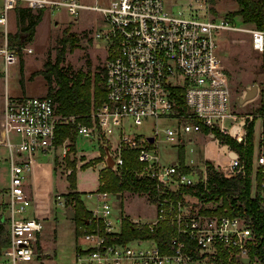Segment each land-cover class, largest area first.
Listing matches in <instances>:
<instances>
[{"label":"built area","instance_id":"built-area-1","mask_svg":"<svg viewBox=\"0 0 264 264\" xmlns=\"http://www.w3.org/2000/svg\"><path fill=\"white\" fill-rule=\"evenodd\" d=\"M18 7L51 12L63 9L75 18L82 11L103 16L94 37L107 51L106 98L92 108V123L87 124L77 121L74 115H61L51 94L5 96L1 111L2 143L8 151L9 175L7 199L2 205L7 227V243L2 250L5 259L11 264H32L37 259L43 226L38 216L27 214L32 197L26 180L33 155L53 152L65 157L71 150L70 138L58 139L61 127L66 124L97 145L95 157L100 158L102 168L118 173L124 163L122 151L136 150L140 166L133 172L139 177L156 179L157 189L153 217H129L121 207L116 214L110 196L119 200L118 194L99 189L105 185V179L98 170V187L86 193L95 198L94 207L89 209L91 215L84 222H74L80 238L74 252L75 264L255 262L250 253L260 236L248 216L228 213L221 193L205 201L190 192L196 201L188 202L186 192L180 191L181 185H197L204 192L223 188L210 183L207 159L202 166H194L178 156L163 165L156 144L159 129H155L151 141L150 136L126 133L123 123L125 117L135 124L142 123L144 118L170 117L176 122L162 132L167 141L177 145L197 133L217 139L213 130H218L245 146L248 126L254 121V134L260 114L258 136L253 135L252 194L258 192L264 199V110L255 115L237 116L232 112L228 69L215 38L221 30H245L253 50L263 54L264 29L255 25L242 27L224 17H214L208 6L207 18L192 12L176 14L165 0H106L102 4L85 0H0V59L6 77L10 64L18 62L17 46L9 42L8 30L9 10ZM117 127L118 144L113 149L102 139L110 137ZM224 152L228 160L214 162L213 169L227 175L245 174L242 154L228 145ZM109 156L113 158L112 166L107 163ZM93 158L88 156L81 164ZM70 170L66 173L70 174ZM259 173L261 180H257ZM124 219L137 235L124 236ZM145 232H162L166 242L144 236ZM245 257H249V262L243 261Z\"/></svg>","mask_w":264,"mask_h":264},{"label":"rangeland","instance_id":"rangeland-1","mask_svg":"<svg viewBox=\"0 0 264 264\" xmlns=\"http://www.w3.org/2000/svg\"><path fill=\"white\" fill-rule=\"evenodd\" d=\"M88 3L95 4L96 1L102 4L106 0H85ZM167 7L176 14H186L188 12L199 13L200 17L207 18L208 12L206 6L214 17H224L232 23H238L242 27H250L253 24L241 21L240 16L232 17V11L237 8L235 0H165ZM214 8L215 13L212 12ZM33 14L37 10L31 9ZM10 33L23 28L25 23H18L16 9L9 10ZM41 21L36 25L34 36L27 40L22 48H17L18 62L10 64L8 75L6 77L4 65L0 59V92L8 88L10 95H34L42 96L48 92V84L42 74H36L45 68V62L56 61L59 50L62 47V30L67 27L69 32L76 33L78 37L77 46L68 50L69 45L65 46V56L60 67L68 74L76 75L82 70L93 78L99 72L102 73L106 61L107 51L102 47L99 40H95V32L101 27L103 16L98 12L82 11L79 17L75 18L67 14L63 9L61 11L44 10ZM234 20V21H233ZM218 51L226 64L231 86V108L237 116L261 113V106H264V53L261 54L253 50L249 41V33L245 30H221L215 35ZM2 35L0 34V43ZM252 85H257L258 90L254 97L243 102L239 97L243 96L246 89ZM123 129L126 133L138 136H152L156 128L159 129V141L157 152L159 161L163 165L169 164L179 156V149L183 148L184 161L190 165L203 164L204 157V136H197L191 140H186L183 144L177 145L173 141H167L163 135L162 129L173 125L176 121L173 118H144L140 124L133 123L132 119L124 118ZM262 116L257 114L254 134L257 137L260 129ZM119 128L114 129L110 137H103V142L111 148L117 147ZM71 150L64 156L59 153H48L47 155L35 154L32 156V171L27 178L29 192L32 197L33 209L40 217L44 226L43 242L39 241L40 246L37 251V259L32 264H75L74 252L80 238L76 234L74 219L68 216V211L73 210L76 200L68 199L67 194L76 191L81 199L86 200L87 207L95 204V198H86V191H93L98 185V170H101L103 178L111 169L102 168L100 158H96L98 147L90 142L89 138H82L70 129ZM220 149L225 150V146ZM8 151L6 146L0 145V209L5 203L7 196L5 188L9 183L8 175ZM88 156L94 157L92 160L81 164L83 159ZM214 164V161L207 160ZM100 162V163H99ZM224 162V161H223ZM224 166H228L225 164ZM225 168V167H224ZM228 168V167H226ZM70 170V174L66 172ZM113 171V170H111ZM114 172V171H113ZM71 176L75 177L76 187L72 188L70 184ZM175 186V184H171ZM78 190V191H77ZM80 191V192H79ZM119 200L110 196L115 213H118L119 207L123 209L126 216L153 217L155 206L153 205L154 196L149 193H132L122 191ZM57 195L61 199H57ZM155 195V194H154ZM185 199L194 202L195 197L186 192ZM81 199V200H82ZM59 200L63 201L59 203ZM31 208V207H30ZM5 211V210H4ZM29 210L27 211L28 214ZM6 213V212H5ZM32 213V210H31ZM47 252V253H46ZM46 253V254H45ZM0 261L4 264L8 262L3 254H0Z\"/></svg>","mask_w":264,"mask_h":264},{"label":"trees","instance_id":"trees-1","mask_svg":"<svg viewBox=\"0 0 264 264\" xmlns=\"http://www.w3.org/2000/svg\"><path fill=\"white\" fill-rule=\"evenodd\" d=\"M237 1L236 10L232 11V17L240 16L241 21L248 22L264 29V0H235ZM215 13L214 8L211 9ZM30 8H16V17H18V23L27 24L18 29L14 33H9V42L12 45H16L17 48H22L27 40L32 39L35 35V27L41 21L43 10H37L36 14L31 12ZM234 21V20H233ZM61 42L62 47L58 52L56 61L54 63L45 62L44 70L36 72V74H42L48 84V94H51L56 104H58V110L61 115H74L77 121H84L87 124H91L90 113L94 106H98L106 98V88L104 85V71L96 74L93 78L80 70L76 75L68 74L63 68L60 67V63L63 62L65 56V46L68 44V50H72L77 46L78 37L76 33L69 32V29L65 27L62 30ZM264 110V106H261V111ZM253 126L252 121L247 129V138L245 146L242 143H238L231 135L226 133H220L218 130H213L214 135L219 140L220 144H227L231 148L239 151L242 154V160L244 164L245 174H225L213 169L212 163L208 161L209 181L212 184H216L220 187L215 192H204L199 186H180V191L192 192L199 198L206 201L216 193L224 195L223 204H226L228 213L239 214L248 216L252 225L259 237L258 243L251 250V256L255 259V262L248 264H264V199L257 194H252V156H253ZM73 130V137L76 134V129L71 125H64L59 131L58 139L62 141L67 134H70V129ZM179 158L184 161L183 148L179 149ZM124 163L118 173L111 170L108 171L104 177L105 185L101 186L100 190H106L109 192H115L117 194L122 191H129L132 193H149L151 196L157 192L156 179L148 177H139L133 172V170L140 166L137 160L136 150L125 149L122 151ZM257 180H261V173L258 174ZM70 184L72 188L76 187L75 177L71 176ZM233 188H236L234 191ZM67 194L68 199H75L74 206V222L75 224L84 222V220L91 215V211L85 207L82 200L76 197L78 193L72 191ZM213 194V195H212ZM5 214L0 209V254L6 246L7 236L5 227ZM123 233L125 237L137 235L138 233L132 231V227L127 221L123 220ZM144 236H154L159 242H166V237L162 232H156L151 234L145 232ZM218 264H232L225 261H219Z\"/></svg>","mask_w":264,"mask_h":264},{"label":"crops","instance_id":"crops-1","mask_svg":"<svg viewBox=\"0 0 264 264\" xmlns=\"http://www.w3.org/2000/svg\"><path fill=\"white\" fill-rule=\"evenodd\" d=\"M6 95H10V93L8 91V88H6V90L4 91V93L3 92H0V145H3V143H2L1 111H2V107H3L2 104H3L4 98H5ZM12 95H14V94H12ZM197 136H200L201 138L204 136V138H205L204 139V142H203V147H204L203 149H204V152H205L204 157H203V160L207 159V160L214 161L216 163H223V161L226 162L228 160V157H227L226 153L224 152L225 150L222 151L220 149V147L223 146V145L220 144L217 139L207 137L206 135H203L202 133L192 134V139L195 138V137H197ZM224 146L227 148V144H224ZM32 166H33V162H32ZM31 171H32V167H31ZM31 171L29 173L30 175H31ZM97 187H98V185H97ZM86 192H88V191H86ZM80 194H81V199H82V193L80 192ZM85 196H86V198L88 197L86 193H85ZM82 202L85 205V207L88 208L87 207V204H86V200H83L82 199ZM30 207L28 208L29 209L28 215L29 216H32V215L38 216L36 214V212H35V209H33L32 203H31V206ZM92 207H94V205ZM92 207H89L88 209H92ZM31 210H32V213H31ZM129 217L137 218V216H129ZM143 218H149V217H143ZM41 223H42V221H41ZM73 225H74V222H73ZM42 226H43V224H42ZM43 231H44V226H43L42 234H41V242H43V235H44V232Z\"/></svg>","mask_w":264,"mask_h":264},{"label":"water","instance_id":"water-1","mask_svg":"<svg viewBox=\"0 0 264 264\" xmlns=\"http://www.w3.org/2000/svg\"><path fill=\"white\" fill-rule=\"evenodd\" d=\"M257 90H258V86L257 85H252L250 88L246 89L245 93L243 96H240L239 99L241 102L249 99V98H252L256 95L257 93ZM149 139L152 141L153 140V136H150ZM107 163L112 166L113 165V158L111 156L108 157L107 159ZM198 172L201 174L202 173V170L200 168L197 169ZM120 196V194H118V197ZM68 216L72 219H74V211L73 210H69L68 211ZM243 261L245 262H249V257H245L243 258Z\"/></svg>","mask_w":264,"mask_h":264}]
</instances>
